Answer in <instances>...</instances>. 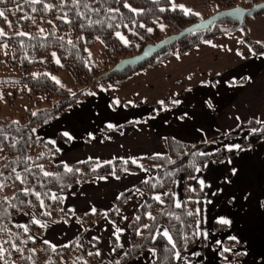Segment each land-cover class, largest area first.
<instances>
[{
    "label": "trees",
    "instance_id": "trees-1",
    "mask_svg": "<svg viewBox=\"0 0 264 264\" xmlns=\"http://www.w3.org/2000/svg\"><path fill=\"white\" fill-rule=\"evenodd\" d=\"M201 2L206 4L208 0ZM211 2L217 11L236 5L248 6L255 0ZM125 3L130 7H124ZM0 9L4 10L5 17L14 29L18 28L26 33L0 35V43L7 42L11 46L8 64L22 72L13 81L26 84L29 101L33 95L44 94L49 107L52 104L49 108L35 103L24 116L17 118L0 114V248L4 250L0 254V264H103L98 262L92 252L78 246V237L70 243L53 248L44 241L29 239L24 227L15 225L12 219L25 214L27 227L39 236L43 235L50 223L76 220L84 227L81 236L103 217L116 220L117 210L136 190L143 191L145 199L135 209L127 224L130 246L119 253V244L112 234L110 241L113 259L110 264H126L150 248L155 249L156 257L148 264H186L179 262L175 254L186 253L194 245L201 243V209L206 190L194 179L196 170L209 160L231 158L240 150L264 140V122H242L211 141L184 142L168 136L162 141L165 149L162 155L138 160H82L70 165L54 162L58 156L57 149L51 142L36 136L34 129L56 118L94 85L121 84L143 69L171 56L183 54L204 41L236 30V23L226 19L214 22L208 29L187 35L140 66L96 81L101 72L93 67L85 51L86 47L94 45L96 39H100L105 46L104 56L108 66H112L121 58L138 53L145 44L161 38L156 30L152 33L147 31L155 21L161 19L179 31L195 22L197 15L192 11L185 15L182 9L170 7L169 0H5L0 3ZM132 9L138 11L134 12ZM56 16L67 18V23ZM45 17L52 19L57 29L52 31L48 28V32L42 34L35 25ZM67 25L73 31L71 40L65 36ZM116 32L123 33L129 44H122L115 35ZM243 39L255 52L264 51L246 34ZM134 44H137L136 49L133 48ZM33 66H40L50 73L66 70L79 84V88L69 92L46 73L32 76L29 71ZM244 132L247 133L242 137L239 148L220 147L213 152L207 150L212 142L238 137ZM65 166L72 171H66ZM140 169L148 170L150 176L122 191L104 212L74 213L63 205L62 194L77 183L94 177L120 176ZM178 175L183 176V199L179 207L174 202ZM156 196L160 200H156ZM189 212L192 215H188ZM34 218L40 223H34ZM145 225L149 227L146 228ZM160 225L168 230L175 248L157 232ZM213 227L216 230L227 229L226 225L218 222H214ZM236 244L238 243L230 240L225 241L221 255H226L225 249ZM238 256L242 258L243 254Z\"/></svg>",
    "mask_w": 264,
    "mask_h": 264
},
{
    "label": "crops",
    "instance_id": "crops-1",
    "mask_svg": "<svg viewBox=\"0 0 264 264\" xmlns=\"http://www.w3.org/2000/svg\"><path fill=\"white\" fill-rule=\"evenodd\" d=\"M169 3L172 8L183 5L199 13V17L212 8L201 0H169ZM244 34L264 48V11L248 18L244 28L171 56L121 84L94 85L56 118L38 125L34 134L55 146L59 162L68 159L105 162L162 155L165 153L162 141L168 136L184 142L211 141L242 122H264V51L255 52L243 39ZM72 37L68 29L67 39ZM85 51L95 69L105 68V46L100 39ZM44 73L55 77L53 80L66 90L77 88L76 81L65 70L50 73L40 66L30 69L33 76ZM5 74L15 79L20 72L5 65L2 75ZM26 89L25 84L19 83L0 87V98L9 95L16 98L7 116H22L31 107ZM246 133L212 142L209 150L235 148L232 146L240 145ZM149 176L148 170L140 169L120 176L94 177L70 187L62 194V202L74 213H101L111 207L122 191ZM194 179L206 190L201 209V243L176 259L186 264H235L222 262L221 247L230 240L244 245V263L264 264V140L231 158L207 161L196 170ZM144 199V192L136 190L117 210L116 220L103 217L81 236L84 227L76 220L50 223L38 241H48L57 247L78 237L81 249L92 252L98 262L110 264L113 259L110 236L115 234L119 253L130 246L127 224ZM182 199L183 176L178 175L175 204ZM214 222L226 225L227 229H214ZM117 228L122 231L117 233ZM165 230L164 225L157 228L161 235ZM152 249L126 264H148L156 257ZM97 251L100 255H96Z\"/></svg>",
    "mask_w": 264,
    "mask_h": 264
},
{
    "label": "rangeland",
    "instance_id": "rangeland-1",
    "mask_svg": "<svg viewBox=\"0 0 264 264\" xmlns=\"http://www.w3.org/2000/svg\"><path fill=\"white\" fill-rule=\"evenodd\" d=\"M258 1H260V0H255V2H258ZM244 2L242 1V4H243ZM203 4V3H202ZM252 3H250V4H248V6H250ZM204 5H210L212 8L211 9H209V12H208V14H206V15H203L204 17H206V16H208V15H210V14H212V13H214L216 10H215V6H214V4H213V2H211V0H208V2L206 3V4H204ZM244 5V4H243ZM203 16H200V18H204ZM197 17H199L198 15H197ZM56 18H58V19H63L64 20V22H65V24L67 23V18H65V17H58V16H56ZM48 23V24H47ZM161 25H163V28H161ZM36 28L38 29V31H40V33H47L48 32V28H49V30H52V31H55L56 29H57V26H56V23L52 20V19H50L49 17H45V18H41L39 21H38V23H36ZM152 29V31L151 32H149L148 31V29ZM0 29H2L3 30V32L5 33L3 36H6V35H11V34H14V35H16L17 33H23V34H26L25 32H23L22 30H20V29H18V28H13L12 27V25H11V23H10V21H9V19L8 18H5V17H2V21L0 22ZM68 29L71 31V33H73V31H72V29H71V27H69L68 25L65 27V36H66V38H67V31H68ZM154 30H156L158 33H159V35L161 36V38L162 37H164V36H166V35H168V34H171V33H173V32H177L178 30H176L174 27H172L170 24H168V23H165L164 21H162L161 19H159V20H157V21H155L154 22V25L152 26V27H148L147 28V31L149 32V33H152ZM121 33V32H120ZM116 34V33H115ZM120 36H123L124 37V39L125 40H127L128 41V39L126 38V36L123 34V33H121L120 34ZM160 38V39H161ZM119 40H120V37L118 38ZM157 40H159V39H156L155 40V42L157 41ZM121 42V41H120ZM154 42V41H153ZM122 43V42H121ZM122 44H124V45H127V44H129V41H128V43L127 44H125V43H122ZM134 47L133 48H137V44H134L133 45ZM8 51V54H9V57H8V59L6 60L5 59V57L7 56V52H6V50ZM103 55H104V53H103ZM11 58V46H10V44H8L7 42H1L0 43V87H9V86H11V85H16V84H18V83H15L14 81H13V79L14 78H10V77H12L11 75H2L3 74V68H4V66L6 65V66H8V67H10V68H13V67H11L9 64H8V60ZM104 59H105V68L103 69V70H97L98 72H102V71H104V70H106V69H108V68H110L111 66H108V64H107V59H106V57L104 56ZM94 67V66H93ZM32 68V67H31ZM13 69H16V70H18L19 72H20V74L22 73L19 69H17V68H13ZM66 71V70H65ZM68 72V71H67ZM20 74L18 75V76H16L15 78H17V77H19L20 76ZM29 74H30V71H29ZM31 75V74H30ZM33 76V75H32ZM37 76V75H36ZM73 77V76H72ZM75 80V79H74ZM77 83V82H76ZM19 84H25V83H19ZM98 84H100V83H98ZM26 85V84H25ZM60 86V85H59ZM61 87V86H60ZM26 88H27V86H26ZM63 88V87H62ZM79 88V84L77 83V88H76V90ZM64 89V88H63ZM27 90L28 89H26V91H25V96H26V99H27ZM66 90V89H65ZM76 90H74V91H76ZM69 92H74V91H70V90H68ZM15 92L16 91H14V94H15ZM13 94V95H14ZM2 98V99H1ZM0 98V114L2 115V116H4V117H15V118H17V117H22V116H24L25 115V113H24V115H22V116H11V115H9V116H7V114L8 113H10V111H11V109H12V104H13V101H14V99H16V98H14L13 96H11V95H9V96H7L6 98H4L3 96ZM28 100V99H27ZM29 101V100H28ZM30 103H31V107L30 108H28V109H31L34 105H35V103H40L43 107H49V105L46 103V99H45V95L44 94H37V95H33L32 96V100L31 101H29ZM18 104V103H17ZM52 105V104H51ZM51 105H50V107L49 108H51ZM27 109V110H28ZM213 146V145H212ZM212 146H211V148H212ZM210 149V146H208V148H207V150L208 151H210L209 150ZM57 158V157H56ZM54 159V162H59V161H57V159ZM63 163L65 164V165H70L71 163H73V162H70V160L68 159V160H66V161H63ZM32 216H34V215H32ZM34 220L35 221H39V220H36V218H34ZM12 221H13V223L15 224V225H22V226H24V229H25V227L27 228V231H26V233L35 241V242H38V240H39V238L38 237H41V236H39L38 234H35L33 231H31L28 227H27V216L25 215V214H19L18 216H16V217H14L13 219H12ZM39 223H40V221H39ZM113 235H115V234H113ZM243 244L242 243H239V244H236L235 245V247H229L228 249H229V251H225L227 254L226 255H223L222 256V262H234L235 264H246V263H244V261H242V259H243V257L242 258H240L238 255L239 254H244L243 253ZM224 248L225 247H221V250H224ZM235 254H237V255H235Z\"/></svg>",
    "mask_w": 264,
    "mask_h": 264
},
{
    "label": "water",
    "instance_id": "water-1",
    "mask_svg": "<svg viewBox=\"0 0 264 264\" xmlns=\"http://www.w3.org/2000/svg\"><path fill=\"white\" fill-rule=\"evenodd\" d=\"M262 11H264V0L254 2L250 6L236 5L230 8L217 10L204 18L198 17L195 22L183 27L179 31L168 34L156 42L145 44L138 53L121 58L110 68L102 71L97 76L96 81L106 79L110 75L116 73H122L128 68L138 67L187 35L196 31L208 29L214 22L225 19L230 20L236 23L235 27L237 29H240L244 26L248 18L255 16ZM145 53H147V55H145Z\"/></svg>",
    "mask_w": 264,
    "mask_h": 264
},
{
    "label": "snow or ice",
    "instance_id": "snow-or-ice-1",
    "mask_svg": "<svg viewBox=\"0 0 264 264\" xmlns=\"http://www.w3.org/2000/svg\"><path fill=\"white\" fill-rule=\"evenodd\" d=\"M5 2V0H0V3H4ZM86 7H87V5H86ZM124 7H126V8H128V7H130L127 3H125L124 4ZM173 7L175 8V7H180L182 10H183V12H184V14L185 15H188L189 13H190V9H187V8H185L183 5H173ZM132 11H138L137 9H132ZM161 11H164V9H161ZM195 15H199V13H195ZM0 17H5V12H4V10H2V9H0ZM6 18V17H5ZM141 27H144L143 25H140ZM161 28H163V25H161ZM148 31L149 32H151L152 31V29H148ZM5 33L3 32V30L2 29H0V35H4ZM17 35H24L23 33H17ZM116 35L117 36H119L120 37V39L125 43V44H127L128 43V41L127 40H125L124 39V37L123 36H120V33H116ZM206 43H211L210 41H206ZM258 43H259V41H258ZM145 55H147V53H145ZM53 79H55V77H53ZM57 83H59V81H57ZM159 103H161V104H163V101H160ZM174 103H179V101H174ZM257 123H260V121H257ZM109 127H112L111 125H109ZM64 135H68L67 133H65ZM232 147H235V148H239L240 146L239 145H233ZM203 155V154H202ZM133 162H135V161H133ZM65 168H66V171H72V169H69V168H67V166H65ZM46 175H48L47 173H46ZM17 179H19V176H17ZM37 196H39V193H37ZM156 200H160V197L159 196H156V197H154ZM177 207H179V204H177ZM93 211H95V209H93ZM188 215H192V213L191 212H189L188 213ZM137 219H139V217H137ZM221 223H224V224H227L228 223V221L227 220H221L220 221ZM34 223H39V221H34ZM20 227H24V226H20ZM144 227H149L148 225H145ZM0 230H2V229H0ZM25 231H27V228L25 227ZM120 231H122L121 229H119V228H117L116 229V232L117 233H119ZM137 234H139V232H137ZM162 235L165 237V238H167L168 239V242L170 243V244H172V247L173 248H175L176 247V245L174 244V243H172V238H171V236H169V234H168V232H167V230H165V231H163V233H162ZM155 237H153V239H154ZM29 239H31V237H29ZM117 239H119V237L117 236ZM234 239V238H233ZM45 244H47L48 243V241H45L44 242ZM219 243V242H218ZM13 247L15 248L16 246L15 245H13ZM55 246H53V248H54ZM18 250V249H17ZM3 249L2 248H0V254H2L3 253ZM152 252H153V254H155V249H152L151 250ZM225 251H229V249H225ZM90 255L92 254V253H89ZM96 255H100V253L97 251L96 252ZM176 257L177 258H179V256H180V253L179 252H177L176 254ZM117 264H119V262H117Z\"/></svg>",
    "mask_w": 264,
    "mask_h": 264
}]
</instances>
